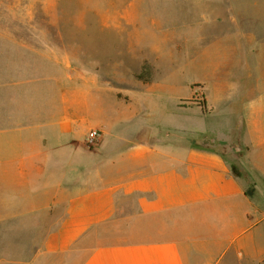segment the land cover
Listing matches in <instances>:
<instances>
[{
  "label": "crops",
  "instance_id": "crops-1",
  "mask_svg": "<svg viewBox=\"0 0 264 264\" xmlns=\"http://www.w3.org/2000/svg\"><path fill=\"white\" fill-rule=\"evenodd\" d=\"M186 2L167 20L186 24L204 107L165 129L196 140L142 130L156 81L116 89L0 29V264H264V0ZM207 117L236 139H208Z\"/></svg>",
  "mask_w": 264,
  "mask_h": 264
},
{
  "label": "rangeland",
  "instance_id": "rangeland-1",
  "mask_svg": "<svg viewBox=\"0 0 264 264\" xmlns=\"http://www.w3.org/2000/svg\"><path fill=\"white\" fill-rule=\"evenodd\" d=\"M186 1L0 0V29L18 32L19 39L31 45L59 47L73 64L98 63L101 73L113 76V88H120L126 78L156 81L153 91L142 95L144 108L138 118L142 130H152L153 142L196 140L199 135L186 128L179 134L165 129L190 124L186 110L204 107L203 86L195 82L201 80V71L188 64L187 29L179 26L186 24L167 20L185 10ZM216 120H201L208 139L218 143L236 139L234 134H219Z\"/></svg>",
  "mask_w": 264,
  "mask_h": 264
},
{
  "label": "built area",
  "instance_id": "built-area-1",
  "mask_svg": "<svg viewBox=\"0 0 264 264\" xmlns=\"http://www.w3.org/2000/svg\"><path fill=\"white\" fill-rule=\"evenodd\" d=\"M100 137H101L100 131L93 130L89 135L88 141L90 144L93 145L99 141Z\"/></svg>",
  "mask_w": 264,
  "mask_h": 264
}]
</instances>
